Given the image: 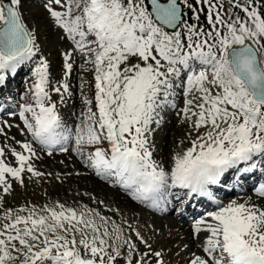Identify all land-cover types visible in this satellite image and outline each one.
Returning <instances> with one entry per match:
<instances>
[{
    "label": "snow or ice",
    "instance_id": "snow-or-ice-1",
    "mask_svg": "<svg viewBox=\"0 0 264 264\" xmlns=\"http://www.w3.org/2000/svg\"><path fill=\"white\" fill-rule=\"evenodd\" d=\"M21 7L22 0H0V85L5 73H15L38 50ZM45 7L95 70L96 110L86 99L87 112L73 130L50 93L59 94L60 103L65 93L71 97L66 79L72 53L63 56L65 80L58 86L51 84L46 60L35 66L33 103L20 105L19 118L49 156L57 147L67 152L73 141L77 155L88 150L86 166L97 176L115 178L133 199L154 209L167 202L170 188L214 199L209 186L219 185L230 169L248 165L242 171L249 172L264 163V0H51ZM181 86V113L195 138L166 171L153 159L149 137L160 110L176 107ZM0 135H7L2 127ZM20 147L22 152L11 150L17 167L5 163L0 147L4 194L12 189L8 177L22 185L25 173L45 175L30 162L37 156L32 144ZM257 195L264 198V184ZM208 217L193 230L208 234L205 255L189 264H264V206L232 200ZM135 236L146 251L92 209L61 203L39 212L5 209L0 264H164L160 251L139 231Z\"/></svg>",
    "mask_w": 264,
    "mask_h": 264
},
{
    "label": "rangeland",
    "instance_id": "rangeland-1",
    "mask_svg": "<svg viewBox=\"0 0 264 264\" xmlns=\"http://www.w3.org/2000/svg\"><path fill=\"white\" fill-rule=\"evenodd\" d=\"M22 3H24L22 4V7H21L22 18L24 22L27 24V27L29 28L30 31L36 32V36L40 32L42 34V36H40V42L36 44V47L38 49L37 52L42 49V45L46 46L47 48L45 53L42 54L41 59H44L49 63L50 80H51L52 86L53 87L58 86L60 82H63L65 80L64 69H63V63H64L63 56L65 53H68V52L72 53V59L70 62L73 64V70L75 67L78 66L77 68L79 70V73L77 75V82H75L71 78L73 70L66 79V82L69 84V91L72 93V95L71 97H69L67 93L64 94L65 103H60L59 94L55 93L54 91H51L50 89L52 99L54 102L57 103V110L60 113L65 125L67 126L68 122L71 121L72 119L74 121H79L78 123H76V125H78L80 123L79 117H81L82 113L87 112V106L84 103L86 99L92 101L91 106L93 108V111L96 110L95 100H94L95 70L91 63L86 62L90 59V57L76 50L73 41L68 39L67 34L63 31V29H61L56 24L54 19L50 16V14L48 13L45 7V4L51 3V0H25V2H23L22 0ZM52 7L53 8L55 7L54 9L57 11L63 10L55 4H52ZM23 9H24V12H23ZM185 10L188 11L187 9ZM24 13L26 15V19L24 18ZM188 13L189 15L186 19L188 20L189 23H194L195 19L192 16V13L189 11ZM200 19L201 21H204L203 14H201ZM76 52L79 54L77 55ZM78 56H81V57L83 56L82 62H79ZM37 64L35 65L30 64L29 66L32 69L28 70L29 71L28 73H23L20 77L21 80L17 84H15V86L12 85L11 83L7 85V87L15 88L13 92L14 94H16V97L14 101L9 102V103H11L10 105L12 107L17 108L18 112H19L20 105L29 104L28 102H25L26 99L31 100L33 102V93L30 91V89L32 88L34 84V80H35V77L32 75V72ZM88 65L91 67V72L89 69H87ZM74 74H75V70H74ZM75 83L78 84L77 87L75 86ZM9 90L11 91V89ZM176 91L179 92L181 91V89L177 88ZM74 94H77L78 99L81 102V104L77 106L74 103V98H73ZM179 98L180 96L173 98L174 103L176 104L175 108L165 107L164 109L160 110L159 116L157 117V119L160 120V123L159 125H156L155 123H153L152 125L153 131L151 132V135L149 137L150 142L153 146V155L155 157V158L153 157V159L156 160L157 163L160 164L162 167H164L166 171L170 167L172 169V166L168 167V165L166 166L162 162L163 160L162 153L164 149H167L165 148L167 144L166 141L169 139L166 137L167 131L169 130V134L171 135V134H175L177 130L178 135L175 137L174 144H176V147H178L176 149L177 151L178 149L181 150L180 151L181 154L184 152V150L191 147V144H190L191 140L195 138V133L191 132L189 122L185 121L183 114L181 113V109L184 107V103H181ZM178 102L181 104H178ZM28 115H29V118H31L30 114ZM1 119L2 117H0V120ZM193 119L195 118L193 117ZM11 126H12V129H9L10 132L17 130L14 125H11ZM69 126H75V125L71 123L69 124ZM0 127L2 126L0 125ZM21 128L23 129L24 133L27 134V137L23 136L21 131H18V134L19 133L20 134L17 136V139L15 138L16 141L13 145L9 143L8 139L6 138V135H0V147L4 148L5 150V156L3 157V159L5 160L6 164L12 167H17L18 165L15 160V157L12 155L11 150L14 149L17 152H22L23 150L20 147V144L27 143L26 138H28V143L33 141V137L31 133H29L27 129L24 127L23 122L21 123ZM15 134L16 132L13 133V136H15ZM66 146L68 147V145ZM101 146L107 148L108 147L107 142H104V144ZM72 149H75V145L72 146ZM34 150L36 154L40 153L38 150L36 149ZM39 150L41 149L39 148ZM177 151L175 153V156L178 154ZM42 152H45V151H42ZM57 152L58 151L53 152V153H57ZM25 154L27 155V153ZM87 155H88L87 149L85 150V155L83 157L79 155L80 160L85 164L87 163ZM60 157H63V156H56V158L54 157V158H51L52 160L51 159L50 160L51 162H54L55 159H60ZM73 157L67 156V159L72 161V159L75 158ZM76 161L79 164V169L84 171V172L82 171L81 173H84V175L87 176L86 178H88L91 174L90 173L91 168H88L86 165L82 164L78 159H76ZM30 162L34 163L32 161ZM37 165H39L37 166L38 171L40 170V172L45 174L41 178L31 177V174L25 173L24 183L22 185L18 181L12 180L10 177L7 178L9 182L12 183V189L10 190L8 194H4L2 190H0V196L3 197L2 204H0V216L3 215V211L5 209H10L15 213L17 210H19L22 207L28 208V209H31L34 207L39 212L42 208L54 207L57 203H61V204H64L65 207H71L77 210H83L87 208V209L98 211L101 213V215L109 218L110 221H114V218L109 216L107 213L110 211L109 206L103 203L98 204V202H96V199L87 192L89 191V188L86 187L85 184L82 187H77V186H74L73 183L70 182L74 177L73 173H71L70 170H72L74 166L72 167L61 166V167H55L54 169L53 166L45 167L42 164H37ZM44 168L46 169L43 172L42 170ZM57 177H59V179H57ZM53 178L57 179L56 184H53ZM249 194L252 195L253 193L252 194L249 193ZM90 197H91V200L89 199ZM254 198L256 197H249L248 200L257 204L258 198L256 199ZM160 213L161 215L156 214L158 215L156 216V218H159V219L169 218L165 216L166 215L165 213L164 214L162 212ZM22 214H27V213H22ZM173 218L177 219L176 215H173ZM141 220H142L141 214L137 213V221H133L134 227H137L135 231L140 230L139 232L141 233V235L145 237L146 239L147 238L149 239V242H150L149 244H151L156 251H160L162 253V259L164 261V264H172L170 254L175 247L183 245V248L185 249L188 248L189 245L180 244L181 241L173 240L171 242L170 241L171 233H165V231L163 230L164 228L160 226L158 227L154 222H150V224H148V226L145 227L146 225H143ZM128 225L129 224H127V227ZM130 225L132 227V224ZM123 229H124V235L126 237H130L131 240L133 241V238H134L133 236H135V231L131 229L133 233L131 235L129 229L127 230V228L125 227ZM206 235L208 234L202 232L199 235H196V237H200L201 241H205L207 239ZM136 242L135 244L138 245V243ZM144 251H146V249ZM173 257L175 258V255ZM177 259L179 258L177 257L176 260ZM186 259H188V257L180 258L179 260L184 261Z\"/></svg>",
    "mask_w": 264,
    "mask_h": 264
},
{
    "label": "bare ground",
    "instance_id": "bare-ground-1",
    "mask_svg": "<svg viewBox=\"0 0 264 264\" xmlns=\"http://www.w3.org/2000/svg\"><path fill=\"white\" fill-rule=\"evenodd\" d=\"M23 2H25V0H23ZM22 4H24V3H22ZM23 12H24V9H23ZM24 18L26 19L25 13H24ZM26 26H27V24H26ZM34 30H36V29H34ZM33 34L35 36L36 44H38L40 42V36H42V34H41V32L39 34H37V36H36V32H33ZM46 50H47L46 46L42 45V49L40 51L36 52V55L33 57L32 61H29V63L26 62L25 64L18 67V69L15 73H5V76H6L5 82L2 85H0V95H1L0 107H3V109H4V111H3L4 117H3L2 121L0 122V125L2 126V128H4V131L7 134L6 138L8 139L9 143H11L12 145L16 141L15 138L17 139V136L20 134V133L18 134V131H21L23 136L27 137V134H25L23 129L21 128V122H23V121L19 118V112H18L17 108L11 107L10 105H7V104L4 105L1 102V101H3L5 103H9V102L14 101V99L16 97V94H14L13 92H10L6 86L8 83H12L14 85L17 84L21 80L20 79L21 75L23 73H28L29 72L28 70L32 69V68H30L29 65L30 64L35 65V64L39 63V60L42 58V54L45 53ZM78 54L79 53H77V55ZM78 57H79V62H82L83 56L82 57L78 56ZM77 67L74 68L75 74H74V70H73L72 77H71L75 82H77V75L79 73V70ZM87 69H89L91 72V67L89 65H88ZM90 72H89V74H90ZM77 85L78 84L75 83L76 87H77ZM178 89H181V91H179V92L176 91L175 97L180 96L179 100L181 101V103H184L182 86H181V88H178ZM92 93H93V91H92ZM73 98H74V103L76 104V106L81 104L80 100L78 99L77 94H74ZM25 102H28L29 104L32 103V101L28 100V99H26ZM181 103L178 102V104H181ZM78 122L79 121H74L72 119L71 121L68 122L67 127L72 128L74 130L76 123H78ZM71 123H73V125H75V126H69V124H71ZM8 125H10V126L14 125L17 130L10 132L9 129H12V126L8 127ZM172 129H173V127H172ZM14 132H16L15 136H13ZM177 135H178L177 130H176L175 134H171V135L169 134V130H168L166 137L169 138L168 139L169 142H168V140L166 141L167 144L165 147L167 149H164L162 147L164 149V151L162 153V158H163L162 162L166 166L168 165V167L174 166V159L173 158L175 157V153L177 151L176 149L178 148V147H176V144H174V142H175V137ZM26 139H27V143H28V138H26ZM164 141H165V139H164ZM30 143L32 144L34 149H36L40 152V153H37L38 158L33 157L31 160L32 162H34L33 164L37 168V170H38L37 166H39L37 164H42L45 167L53 166L54 169H55V167H61V166H67V167L74 166L73 169L70 170V172L73 173V175H74L73 179L70 182L73 183V185L77 186V187H82L85 184V186L89 188V191H87V192L96 199V202H98V204L103 203V204L109 206L110 211L107 212L108 215L113 217L114 221L117 224L121 225L123 228L124 227L127 228V230L129 229L131 235L133 234L132 230L134 231L135 229H137V227H134L133 221H137V213H140L141 217H142L141 221H142L143 225H146L145 227H147L148 224H150V222H154L158 227L160 226V227L164 228L163 230L165 231V233H171V240H170L171 242L173 240H177V241H181L180 244L189 245L188 248H186V249L183 248V245H180L178 247H175L176 249L174 248L175 251H174V249L172 250V252L170 254L172 264L173 263L174 264H189L190 260L193 259L195 257V255H200V256L205 255V253L203 252V246H204L203 241H201L200 237H196V235H194L193 230H194V227L196 224H194L193 222L195 220H199L200 218L208 220L209 217L207 216V214L214 213L215 211H217L220 204H212L206 198H201V197H194L188 201V198H186L188 195L187 189L174 188L173 191L170 193V195L167 194V202L164 203V205L162 206V208L160 210V212H162L163 214L165 213L166 214L165 216L169 217V218L159 219V218H156L155 214L150 213V212L146 211L145 209H143L142 208V205H143L142 202L139 200L133 199L132 193L128 190L123 189L116 182L115 178H110L108 180L102 179L99 176H97L95 174L94 170H92V169L90 170V173H91L90 176L88 178H86L87 176L84 175V173H81L83 170L79 169V164L76 161V159H78L82 164H84V165H86V164L80 160L79 155H77L76 151L74 149H72V146L74 145L73 141H70L67 144L68 148H69V150L67 152H61L59 150V148L57 147V149H55L53 151L54 152L58 151V152L53 153L51 156H49L46 152H42L41 150H39V148L36 145V142L31 141ZM184 143H185V141H184ZM180 151L181 150L178 149L177 152H178V154L182 155L183 153L181 154ZM38 154H40V155H38ZM56 156H63V157H60V159H55L54 162H51V160H52L51 158H54V157L56 158ZM67 156H70V157L74 156L75 158L73 157L74 159H72V161H71V160L67 159ZM153 157H154V155H153ZM171 162H173V163H171ZM247 166L248 165H240L236 169H230L225 174V177L221 178V183L219 185H212V186H209V188L211 190H213V192L215 194L223 195L225 197L224 200H225L226 204L231 202L232 200H236L237 202L242 203V202L248 200L249 197H256V198H258L257 199L258 200L257 205L264 206V198H259L258 196L253 195L254 194L253 191L255 190L256 185L259 182L264 183V163H261L258 161L257 167L254 170H251L249 172H243L242 169L244 167H247ZM45 169L46 168H44L42 171L44 172ZM170 170H171V167L169 169H167V171H170ZM236 173L239 174L240 178H236L235 176H233V175H236ZM224 182H225V184H227V183L232 184V189L228 190V189H226V186L224 188V185H223ZM56 183H57V179L53 178V184H56ZM243 184H245V185H243ZM249 193H251V194L253 193V194L250 195ZM256 198H254V199H256ZM89 199L91 200V197ZM84 200H86V199H84ZM252 201H253V199H252ZM92 202H93V200H92ZM193 205H195L194 208H193ZM178 208H180L181 211H179L177 213V215H176L177 219H176V218H173V215H174L175 210ZM190 210L192 212V214H191L192 217H189V219H188L186 217L185 213L187 211H190ZM127 224H132V227L128 228ZM126 235H128V234H126ZM133 237L134 238H133L132 242L135 243L137 241L136 243H138V245H137L138 250L140 252H143L146 249L145 245L141 244L135 236H133ZM146 240L148 241V243H150L148 238ZM174 255H175V258L173 257ZM177 257L179 259L188 257V259H186L184 261L183 260L180 261L179 259L176 260ZM120 264H123V261H121Z\"/></svg>",
    "mask_w": 264,
    "mask_h": 264
},
{
    "label": "water",
    "instance_id": "water-1",
    "mask_svg": "<svg viewBox=\"0 0 264 264\" xmlns=\"http://www.w3.org/2000/svg\"><path fill=\"white\" fill-rule=\"evenodd\" d=\"M185 13H186V16L188 15V13H187V11H185ZM171 31V30H170Z\"/></svg>",
    "mask_w": 264,
    "mask_h": 264
}]
</instances>
